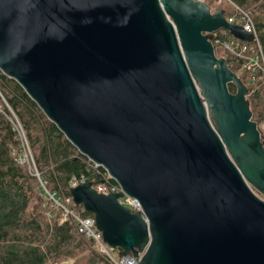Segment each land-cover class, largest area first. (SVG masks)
<instances>
[{"label":"water","instance_id":"95a60500","mask_svg":"<svg viewBox=\"0 0 264 264\" xmlns=\"http://www.w3.org/2000/svg\"><path fill=\"white\" fill-rule=\"evenodd\" d=\"M220 29L253 41L205 0H0V69L120 183L70 193L141 264H264V143Z\"/></svg>","mask_w":264,"mask_h":264},{"label":"trees","instance_id":"16d2710c","mask_svg":"<svg viewBox=\"0 0 264 264\" xmlns=\"http://www.w3.org/2000/svg\"><path fill=\"white\" fill-rule=\"evenodd\" d=\"M205 1L210 7L216 3L215 0ZM232 1L252 16L264 53V0ZM220 6L227 16L234 14L229 2L224 1ZM227 36L231 38L232 34L228 32L224 37ZM248 44L249 53H257V49L252 51L255 43ZM215 50L218 57L227 59L236 74L240 71L243 60L228 55L219 46ZM239 76L249 89L247 96L253 119L259 125L264 143L261 127L264 122V71L246 70ZM229 87L236 92L232 82ZM0 92L28 130L26 134L32 140L34 154L30 148L33 157L35 155V166L40 171L37 169L38 176L34 169L30 170L27 165L18 162L20 138L12 121L0 112V264H52L69 259L72 261L65 264H112L92 239L78 231L76 221L72 218L61 220L64 210L56 206L49 195L52 193L60 200L70 199L72 209L78 215L93 217V212L74 203L70 193L71 180L85 174L88 181L97 183L102 179L101 168H95L90 158L81 153L45 115L23 86L1 69ZM0 101L6 112L11 114L1 95Z\"/></svg>","mask_w":264,"mask_h":264},{"label":"built area","instance_id":"2783aa9c","mask_svg":"<svg viewBox=\"0 0 264 264\" xmlns=\"http://www.w3.org/2000/svg\"><path fill=\"white\" fill-rule=\"evenodd\" d=\"M230 3V5L234 8V14L227 16V21L229 23L234 24H240L243 26L244 30L251 33L253 35V43H255L254 49L252 51L254 52L255 49H257V53H249L250 41H242L232 35L231 38L227 36V38L224 37L228 34L227 29H220L218 31H215L211 33V41L214 44L215 48L216 46H219L223 48L228 55L234 57L238 60H243V63L241 65L240 71L241 73H244L246 70L256 71L257 69H261L264 71V53L262 50L259 34L257 31V28L255 26L254 20L250 13L237 4L234 3L232 0H226ZM224 2V0H217L216 3L211 7L212 11L217 10L218 8H222L220 5ZM230 33V32H229ZM231 34V33H230ZM216 51V50H215ZM1 99L4 101L5 105L9 107V104L5 98V96L0 92ZM0 112L5 113V106L0 101ZM8 118L12 121L14 125V129L17 131L18 136L20 138V150L17 153V160L21 164H25L29 167L30 170L35 171V174L39 176L37 173V169L35 166V160L31 151V146L26 134V131L21 124L19 118L15 113H13L11 116H8ZM262 129L264 130V122L261 124ZM94 164V167L99 169V173L102 177V179L94 183L93 186L97 189L99 192L103 193H116L120 192L122 190L120 183L110 174L109 170L102 164L97 163L93 160H91ZM114 180V181H112ZM88 181V177L85 174H82L80 177H73L71 180V185L76 186L81 183H85ZM50 198L53 199L56 203V206L61 207L65 210V218H68L70 214H72V204L70 199H56L52 193H49ZM120 202L124 204L125 206L129 207L132 211H143V208L141 206L140 201L125 193V195L121 198H119ZM143 216L145 214L143 213ZM66 220V219H64ZM78 231L83 234L85 237L92 239L98 250L105 254L108 259L113 264H141V261L132 253L126 254V255H120L117 250L112 248L107 242L104 241L103 234L101 231L98 230L96 227L95 218L92 216H84V219L81 220L80 225L78 226ZM142 255V253H141Z\"/></svg>","mask_w":264,"mask_h":264},{"label":"bare ground","instance_id":"6f19581e","mask_svg":"<svg viewBox=\"0 0 264 264\" xmlns=\"http://www.w3.org/2000/svg\"><path fill=\"white\" fill-rule=\"evenodd\" d=\"M9 109H10V111H11V114L5 112L4 114H5L6 116H11L13 113H15V112L12 110V108L10 107V105H9ZM62 209H63V208H62ZM63 210H64V209H63ZM63 214H64V218H65V210H64V213H63ZM68 218H72L74 221H76V222L78 223V226L80 225L81 220L84 219V217L78 215L73 209H72V214H70ZM65 219H67V218H65Z\"/></svg>","mask_w":264,"mask_h":264},{"label":"rangeland","instance_id":"374dc122","mask_svg":"<svg viewBox=\"0 0 264 264\" xmlns=\"http://www.w3.org/2000/svg\"><path fill=\"white\" fill-rule=\"evenodd\" d=\"M214 1V0H213ZM215 1H217V0H215ZM224 1H226V0H224ZM250 43H252V42H250ZM238 75H241V72H238L237 73ZM249 96H247V98H248ZM43 111V110H42ZM18 115V114H17ZM46 115V114H45ZM19 116V115H18ZM21 119V118H20ZM22 121V120H21ZM23 122V121H22ZM24 124V123H23ZM24 126H25V124H24ZM26 127H24V129H25ZM26 130V132H27V134H28V130L27 129H25ZM29 137V136H28ZM29 140H30V144H31V148H32V151H33V154H34V149H33V146H32V140L30 139V137H29ZM34 157H35V155H34ZM36 159V158H35ZM37 162V161H36ZM37 165V164H36ZM37 169H38V166H37ZM38 171H39V169H38ZM40 172V171H39ZM47 188V187H46ZM47 189H49V187L47 188ZM255 191L262 197V198H264V195L263 194H261L259 191H257L256 189H255ZM65 218H64V214H63V218H61V220H64ZM99 252V251H98ZM72 260L71 259H69V260H67V261H63V262H61V263H52V264H65L66 262H71ZM113 264V263H112Z\"/></svg>","mask_w":264,"mask_h":264},{"label":"clouds","instance_id":"9594fccd","mask_svg":"<svg viewBox=\"0 0 264 264\" xmlns=\"http://www.w3.org/2000/svg\"><path fill=\"white\" fill-rule=\"evenodd\" d=\"M88 182V181H87ZM93 183V182H92ZM117 193V192H116ZM121 198V197H120ZM94 217V216H93ZM95 218V217H94ZM118 251V253H119V250H117Z\"/></svg>","mask_w":264,"mask_h":264}]
</instances>
